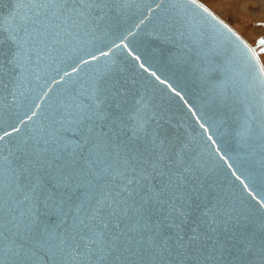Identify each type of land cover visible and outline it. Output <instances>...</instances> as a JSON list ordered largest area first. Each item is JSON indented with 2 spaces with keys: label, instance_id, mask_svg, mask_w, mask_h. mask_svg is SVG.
Wrapping results in <instances>:
<instances>
[{
  "label": "snow or ice",
  "instance_id": "obj_1",
  "mask_svg": "<svg viewBox=\"0 0 264 264\" xmlns=\"http://www.w3.org/2000/svg\"><path fill=\"white\" fill-rule=\"evenodd\" d=\"M259 45L197 0H0V264H264Z\"/></svg>",
  "mask_w": 264,
  "mask_h": 264
},
{
  "label": "rangeland",
  "instance_id": "obj_2",
  "mask_svg": "<svg viewBox=\"0 0 264 264\" xmlns=\"http://www.w3.org/2000/svg\"><path fill=\"white\" fill-rule=\"evenodd\" d=\"M242 34L258 52L264 39V0H200ZM264 61V55L261 56Z\"/></svg>",
  "mask_w": 264,
  "mask_h": 264
},
{
  "label": "water",
  "instance_id": "obj_3",
  "mask_svg": "<svg viewBox=\"0 0 264 264\" xmlns=\"http://www.w3.org/2000/svg\"><path fill=\"white\" fill-rule=\"evenodd\" d=\"M147 2H159V0H147ZM165 2H167V0H165ZM197 3L203 4L205 7H207L209 9V11L212 12L213 15H215L220 21H223L224 24H227L228 27L231 28L232 31L235 32L236 35L239 36L242 41H244L245 43H247L250 47H252L254 49V47L250 44L249 41L246 40V38L242 34L237 32L236 29L232 25H230L225 19L221 18L218 14H216L213 10H211V8H209L204 2L202 3L200 0H197ZM197 19H199V17H197ZM131 23H132V21H129V26L131 25ZM214 24H215V21H211V18H209L208 22L205 25H203V27L206 30H211L212 25H214ZM216 27L219 28V25H217ZM133 30H135V29H133ZM227 36L230 37V39H225L222 37L220 39V42L224 47L231 50L232 41H235V37H231V34H227ZM142 38H143L142 35L138 36L136 38L130 37L129 42L132 45H135ZM236 43H239V42L237 41ZM241 47H242V45H241ZM117 53H118V58H120V59H124L126 56L125 52H122L120 50H117ZM166 74L167 75H173V78L182 77L183 76V69L178 65H171L169 68V71L166 72ZM184 85H186V91H188L190 96L195 93L197 85L193 80H182V86H184ZM183 114L185 115V117H187L186 113H183ZM189 122H191V121H189Z\"/></svg>",
  "mask_w": 264,
  "mask_h": 264
}]
</instances>
